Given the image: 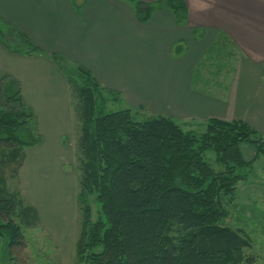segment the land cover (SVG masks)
Here are the masks:
<instances>
[{
	"label": "trees",
	"instance_id": "trees-1",
	"mask_svg": "<svg viewBox=\"0 0 264 264\" xmlns=\"http://www.w3.org/2000/svg\"><path fill=\"white\" fill-rule=\"evenodd\" d=\"M126 1L134 5L139 23L149 20L155 4ZM159 1L179 21L184 19L183 0ZM12 33L18 39L15 46L0 31L8 49L28 56L41 53L27 34L15 29ZM50 56L64 70L78 123L81 220L75 264H253L254 257L245 254L251 248L249 237L221 223L227 217L224 199L234 195L238 182L264 157V139L257 131L242 121L210 119L197 134L164 116L144 114L138 119L131 109L105 112L110 92L92 73L82 66L65 69L61 56ZM39 142L36 119L22 101L20 84L2 78V164H13L17 176L24 150ZM246 145L254 150L251 160L243 157L241 147ZM206 152L214 154L220 171L207 163ZM38 223L35 208L0 175V241H5V249L19 247L21 228Z\"/></svg>",
	"mask_w": 264,
	"mask_h": 264
},
{
	"label": "crops",
	"instance_id": "crops-1",
	"mask_svg": "<svg viewBox=\"0 0 264 264\" xmlns=\"http://www.w3.org/2000/svg\"><path fill=\"white\" fill-rule=\"evenodd\" d=\"M138 1L155 4L144 24L126 0H0V31L27 34L41 52L28 56L0 41V83L20 84L40 136L25 150L19 181L25 162H62L73 135L70 88L52 54L147 116L189 128L237 120L264 135V0H183L182 21L159 0ZM26 201L43 223L45 212ZM66 218L75 219L73 208Z\"/></svg>",
	"mask_w": 264,
	"mask_h": 264
},
{
	"label": "rangeland",
	"instance_id": "rangeland-1",
	"mask_svg": "<svg viewBox=\"0 0 264 264\" xmlns=\"http://www.w3.org/2000/svg\"><path fill=\"white\" fill-rule=\"evenodd\" d=\"M12 32L10 30L5 33L4 38L9 45L15 46L18 39ZM220 59L224 58L220 56ZM215 63L218 64L219 62L216 61ZM74 68L71 69L74 70ZM214 70L213 67L211 71ZM203 71L205 72V70H201L200 73L203 74ZM76 79L79 80L77 77ZM106 91L110 92V96H105L103 107L105 112H116L125 109L134 111L133 108L135 107L126 105L117 92ZM70 107L73 114V135L66 142L69 144V150L61 155L62 162H56L54 159H44L42 162H25L23 174L19 181L18 173L22 165L18 169L17 176H15L14 165L5 166L2 163L6 162L0 160L3 165L0 166V175L5 178L8 188L17 191L23 201L27 202L26 200H28L36 205L38 210L45 212V214L41 212L43 223L39 219L38 225L21 228L23 237L19 247L12 248V250L5 249V241H0V264L76 263L75 241L81 220L77 203L79 172L75 149L78 123L72 105ZM136 111L138 112V119L144 114L145 116L148 115L142 109ZM180 126L186 132L194 131L201 134L205 130L206 123L191 128L186 127L185 124H180ZM259 135L264 139L263 134ZM241 149L245 160L253 159L254 150L252 147L246 145L242 146ZM205 159L215 171L222 169L215 162V156L212 152H206ZM21 188L27 199L22 194ZM93 200L91 199L90 204L92 206V216L96 218L97 207ZM223 204L224 209L227 211V217L221 224L244 232L251 242V248L245 250L246 256L254 257L253 264H264V157L254 162L253 169L247 173L246 179L238 182L234 195L231 198L226 197ZM72 208L75 219L69 221L70 218L67 219L66 216ZM48 209L50 211L46 212ZM61 224L62 227L59 228Z\"/></svg>",
	"mask_w": 264,
	"mask_h": 264
}]
</instances>
